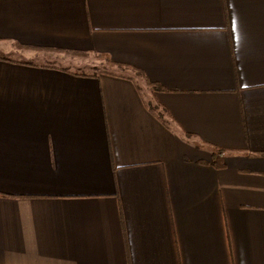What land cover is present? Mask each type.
<instances>
[{
    "label": "crops",
    "instance_id": "1",
    "mask_svg": "<svg viewBox=\"0 0 264 264\" xmlns=\"http://www.w3.org/2000/svg\"><path fill=\"white\" fill-rule=\"evenodd\" d=\"M0 264H264V0H0Z\"/></svg>",
    "mask_w": 264,
    "mask_h": 264
},
{
    "label": "rangeland",
    "instance_id": "2",
    "mask_svg": "<svg viewBox=\"0 0 264 264\" xmlns=\"http://www.w3.org/2000/svg\"><path fill=\"white\" fill-rule=\"evenodd\" d=\"M87 55V54H86ZM11 58H16L19 60L28 59L30 61H34L37 63H44L48 66H56L58 68H62L64 72L72 75L71 77H75L77 75L76 72H81L85 75L96 74L106 66L103 60L96 59L94 56H88L87 58L83 57H72L68 55H53V54H28L26 56H16V54H9ZM79 79L80 77H76ZM142 96L144 100L148 103H152V92L149 90L148 87L144 86L143 84L139 85Z\"/></svg>",
    "mask_w": 264,
    "mask_h": 264
},
{
    "label": "trees",
    "instance_id": "3",
    "mask_svg": "<svg viewBox=\"0 0 264 264\" xmlns=\"http://www.w3.org/2000/svg\"><path fill=\"white\" fill-rule=\"evenodd\" d=\"M50 52H54V51H50ZM54 53H59V52L58 51H55ZM96 58L97 59H100V60H103L106 63H108L109 65L115 66L116 68H120V69L129 68L128 66H125V65L113 63L112 61L109 60L108 57H106L104 55H96ZM129 69H132V68H129ZM137 73L141 74L138 71H137ZM141 76H142V74H141ZM144 80H145L144 81L145 82V86L148 87L149 90L152 93H155V92H164L165 91L159 85L154 84V83H150V82L146 81V79H144ZM146 105H147V107H149V110L152 113H155V115L157 116V118L160 119V120H162V118L167 115L166 110L164 108L160 107L158 104L154 103L153 101H152V103L146 102ZM207 164H209L214 169H223V168H225V164H224V151L222 149H217V148L212 149L211 162L210 163H207Z\"/></svg>",
    "mask_w": 264,
    "mask_h": 264
}]
</instances>
